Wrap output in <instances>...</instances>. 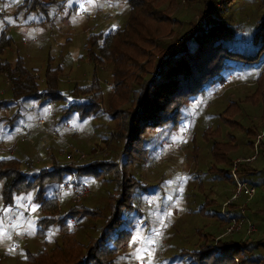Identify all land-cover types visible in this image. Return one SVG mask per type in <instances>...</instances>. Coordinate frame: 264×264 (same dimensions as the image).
<instances>
[{"label": "rangeland", "instance_id": "obj_1", "mask_svg": "<svg viewBox=\"0 0 264 264\" xmlns=\"http://www.w3.org/2000/svg\"><path fill=\"white\" fill-rule=\"evenodd\" d=\"M165 2L158 1L159 4ZM214 2L219 16L229 24L236 25V20L241 21L245 35L255 29L253 18L257 11H264L260 6L264 0ZM39 3L46 7L41 9ZM199 9L197 0H176V4L171 0L167 7L171 20L182 21L192 17L196 19ZM126 13L124 0H0V39L1 43L8 40L0 51L1 63L9 64L12 69L19 59L36 84L35 92L45 91L50 80L62 95L61 99L46 102L28 98L25 94L13 96L5 75L4 67L7 65H0L3 71L0 72V132L10 131L8 138L1 139L0 146L6 154H12L19 160L20 172L30 170L31 175L21 181L18 188H12L8 200L1 191L5 177L0 178L1 264H41L42 260L47 264L57 262V259H27V254H49V245H43V236L37 233V219L42 214H37L39 203H34L33 198L39 192L40 184L51 182L52 186L57 175H61L49 171L52 161L69 165L82 164L90 159L114 163L99 176L86 181L89 193L82 199V204L89 213L80 221L83 227L78 230L83 244L87 243L86 237L94 236L93 231H97L95 238H100L105 213L109 211L110 195L118 190L125 192L123 184L126 177L134 179L126 189L129 196L124 202L126 205L120 207L121 221L116 226V234L124 230L129 234L124 238L120 256L110 264H193L196 262H193L196 246L201 245L208 234L221 232L212 225V221L217 223L212 210H219L222 199L228 196L231 177L221 176L220 169L226 170L227 166L215 161L218 158L215 153L226 149L227 144L238 148L239 154L247 150L246 143L252 134L246 130L252 129L250 122L257 121L258 110L248 103L242 105L240 109L245 110L247 117L242 113L243 119L237 125H232V119L226 118L225 113L236 109L230 101L237 99L235 103L238 105L247 92L255 90L256 86L247 81H254L261 71L255 69L252 73L250 68H245V72H239V65L233 64L218 76L226 77L223 83L222 79L216 78L195 98L178 101L181 113L175 124L168 121L144 129L137 142L125 153L120 141L122 127L115 128L113 121L109 122L103 116L125 106L132 108L134 80L140 77L142 64L147 59L146 46L142 47L140 40L130 45L109 37L106 47L101 49L104 60H97L94 65L85 45L88 35L94 43L101 42V38L94 35H107L120 25ZM153 27L163 33L169 26L159 23ZM93 52L96 54V49ZM47 76L49 80L45 82ZM227 79L232 82L228 89L224 86ZM75 84L80 87L75 88L72 95L78 99L89 96V102L101 112L100 115H71L76 110L71 108L75 99L69 91ZM259 85L264 88V80ZM230 94L234 96L230 98ZM61 107L65 118L71 116L59 124L63 128L57 127L63 138H60V132L56 138H51L46 134L49 131L45 128L46 123L51 121L53 113L55 118L59 117L56 109ZM38 119L43 123L38 124ZM24 121H28L26 126L22 125ZM257 124L254 123L258 128ZM23 133L26 134L25 139L20 138ZM111 145L114 148L110 151ZM70 148L78 153L66 158L64 151ZM10 164L16 167L14 163ZM5 165L8 167L9 164L6 162ZM253 166L264 171L261 155ZM44 168L49 172L43 173L41 170ZM72 175L77 178L72 173L61 179L67 180ZM249 179L255 184V194L247 206L253 204V209L259 211L255 214L247 211V207L245 210L254 223V232L245 235L241 231L225 236L239 241L264 239V208L257 209L264 206V172L255 173ZM54 196L57 210L71 205V194L55 193ZM134 237L137 238L135 242ZM214 239L212 245L217 242ZM96 248L91 252L92 256L96 255ZM83 253L82 250L81 255ZM253 253L256 254L252 258L254 264H264V247ZM220 259L222 261L216 260L217 264H233L227 260L228 257Z\"/></svg>", "mask_w": 264, "mask_h": 264}, {"label": "trees", "instance_id": "obj_2", "mask_svg": "<svg viewBox=\"0 0 264 264\" xmlns=\"http://www.w3.org/2000/svg\"><path fill=\"white\" fill-rule=\"evenodd\" d=\"M124 1L127 6V13L120 25L116 26L114 30H111L105 36L101 33L95 34V37L101 38V42H97L98 45L88 35L85 45L88 57L94 65L97 60H104L101 49L106 47L105 44L109 37H112L111 40L120 39L123 43L130 45H135L137 40H140L142 47L146 46L147 59L142 64L143 70L140 73V77L138 80H134L133 97L131 98L134 101L132 108L129 109L128 106H125L124 108L114 110L112 114L106 112V117L103 116L109 122L112 120L115 128L122 127L123 133L120 139L122 141V151L128 152L131 146L137 142L144 129L157 127L168 121L175 124V120L181 113L178 101L195 98L206 85H211L216 78L222 79L221 82L223 83L226 77L218 76L237 63L239 69L236 68L239 72H245V68H250L252 73L255 72V69L261 71L260 76L255 77L254 81H247V83L256 86L255 90L247 92L238 105L235 103L237 99L229 100L236 109L225 113L226 118L232 119V125H237L239 120L243 119L242 113L247 117L245 110L241 111L240 109L242 105L248 103L249 106L258 110V118L254 122L258 123V128L253 122H250L252 129L246 130L247 133L252 134V138L247 141V150L244 153L248 152L249 147L252 153L254 138L264 127V88L259 85L261 80H264V11H257L253 18L255 29L249 35H245L241 21L236 20V25L229 24L225 18L219 16V9L215 7L214 0H197L200 3L198 17L196 19L192 17L188 21L176 18H172V21L170 19L167 7L171 0H160V2L166 1L163 4H159V0ZM172 1H175L176 4V0ZM191 1L188 0V2ZM39 6H41V9L46 7L40 3ZM260 6L264 10V2ZM159 23L168 25L167 31L159 33L153 27ZM1 42L2 40L0 39V51L7 45L8 40H5L3 43ZM93 49H96V54L93 52ZM3 64L7 65L4 67L7 71L5 75L9 80L13 96L25 94L28 98L40 99L42 102L62 98V95L56 91L53 81L51 82L48 76L45 80V82L49 80V84H46L47 89L41 93L35 92L36 84L19 59L12 69L9 68V64L1 63L0 59V65ZM146 64L147 67L145 66ZM0 72L3 73L2 70ZM33 77L36 76L33 75ZM77 87L80 86L75 84L73 90L69 91V94L72 95V92ZM225 91L227 92V90ZM72 97L75 100L72 101L71 108L74 107L76 111L71 115L86 117L87 115L94 116L95 113L101 114L97 108L92 107L93 103L89 102V96H82L80 99L73 95ZM226 97L228 98L227 94ZM56 110H59V117L55 118V114L53 113L51 121L46 123L45 128L49 131L57 127L63 128L60 125L71 116L69 115L65 118L62 107ZM33 113L36 114L37 111H33ZM59 132L61 134L59 136L62 139L63 133L60 130ZM0 135L2 139L8 138L10 136L9 129L0 132ZM226 136L229 135L227 134ZM0 141L2 140L0 139ZM226 147V149L219 151V153H215L218 156V158H215V161L221 166H227L226 170L221 168L220 173L221 176L230 178L229 167H231L232 159L229 153L234 150L238 151V148H235L233 144H227ZM111 148L114 147L111 145L110 151ZM70 151L71 148L64 151L66 158H70L73 155ZM92 151L94 152V147H92ZM241 152L243 153V151ZM94 156L96 157V155ZM6 162L9 164L8 167L5 165ZM10 163H14L16 167H13ZM51 163L50 166L52 168L49 171L58 172L61 175H57L52 186L51 182L40 184V190L33 198L34 203H39L37 205V214H42L37 219V233L38 236H43V245H49V254H27V259H57V262L54 264H110L114 262L120 256V251L124 246V238H127L129 234L127 230L116 234V226L118 221H121L119 211L122 206L126 205L124 202L129 196V192L126 189L133 184L134 179L131 176L126 177L123 184V186L125 185L123 188L125 192L118 190L117 192H112L110 195L109 211L105 213L106 219L104 225L101 227L100 238H95L97 237V231H93L94 236L86 237L87 243L83 244L79 240L78 230L80 227H83V223L80 224V221L82 222L85 215L89 213V209L82 204V200L81 203L72 202L71 195V205H68L64 210H57L56 197H53L55 189L53 190V188L56 187L58 181L63 180L61 177L72 173L77 176L79 181L86 183L87 179L92 176H99L100 172H104L108 167L114 166V163L109 161L100 162L96 159H90L82 164L72 163V165L66 163L58 164L54 161ZM251 165L250 161L238 162L236 164L237 174L243 180L247 176L245 181L255 187V184L249 181V176L264 171L263 169L260 171L252 169L253 165ZM18 166L19 160L13 155L6 154L5 157L0 158V178H6H4L1 190L5 200L9 199L12 188H18V184L21 181L31 176L30 170L20 172ZM41 171L43 173L49 172L46 171V168ZM49 188L50 190H47ZM46 191H48L47 194ZM230 193L231 190L228 196H225L221 202L227 199ZM118 196H120L119 199ZM208 201L213 202L214 200ZM236 204L237 202L227 206V209L234 215L237 213L234 208ZM257 209H263V205ZM212 211L214 220H217V223L212 221V225H216L218 230L222 232L226 222L222 219L218 210ZM247 211L256 214L259 210H254L252 204L249 207L247 206ZM69 219L73 223H70ZM41 228L42 232L40 231ZM217 233L208 234V237L204 238L203 243L198 247L196 246V250L194 251L196 259H193V262L194 260L196 262L193 264H217L216 260L222 261L220 258L227 257V260H231L233 264H235L233 257H238V262L241 264H247V262L254 264L255 261L252 258L256 254L253 251H259L260 247H264V239L262 238L239 241V239L228 238L230 236L219 239L212 245L213 238L220 234ZM101 245V249H98ZM211 246H213V249ZM95 248L98 254L96 253V255L92 256L91 252ZM82 250L85 253V255L83 253L84 256L81 255ZM205 257L219 259H206ZM41 264H47V262L42 260Z\"/></svg>", "mask_w": 264, "mask_h": 264}, {"label": "built area", "instance_id": "obj_3", "mask_svg": "<svg viewBox=\"0 0 264 264\" xmlns=\"http://www.w3.org/2000/svg\"><path fill=\"white\" fill-rule=\"evenodd\" d=\"M38 124H42L43 121L38 119ZM58 128H55L51 131H46V134L51 138H56L58 135ZM264 136V128L263 130L256 136L255 142L253 144L256 145L258 140ZM21 139L26 138V134L23 133L20 135ZM72 154L78 153L77 150L70 151ZM11 153V152H10ZM255 157V152L248 158L236 159L232 161V167L230 169V177L232 180V188L230 196L221 204L219 209V214L222 219L226 222V226L222 233H220L217 237H215V241L219 239H223L225 236L232 235L234 233H239L241 231L244 232L245 235H248L255 231L254 223L250 220L249 216L245 213L248 202L255 194V187L248 182L237 177L235 168L236 164L240 161H250ZM56 195L69 193L72 195V202L78 203L83 198H85L89 193V187L85 182L79 181L74 175L67 180H61L57 183ZM235 211L237 212L235 215L227 209L231 203H235ZM70 223H73L71 219H69ZM233 262L235 264H239L237 257H233ZM142 264V263H141ZM153 264V263H151Z\"/></svg>", "mask_w": 264, "mask_h": 264}, {"label": "crops", "instance_id": "obj_4", "mask_svg": "<svg viewBox=\"0 0 264 264\" xmlns=\"http://www.w3.org/2000/svg\"><path fill=\"white\" fill-rule=\"evenodd\" d=\"M251 80V79H250ZM249 80V81H250ZM228 83V84H227ZM230 83H232V82H230V81H228V79L225 81V84H224V86L226 85V87H227V89L230 87ZM224 86H220V87H224ZM225 89V88H224ZM226 90V89H225ZM230 96V98H232L233 96H234V94H230L229 95ZM28 124V121H24L23 122V126L25 125H27ZM264 128V127H263ZM263 130V129H262ZM261 132V131H260ZM258 135V134H257ZM256 135V136H257ZM0 139H2V138H0ZM255 139H256V137L254 138V141H253V144H254V142H255ZM253 144H252V146H253ZM5 150H3L1 147H0V158H2L3 156H5L6 155V153L7 152H5ZM245 151H243V154H239L238 153V151H236V150H234V151H231L229 154L231 155V159H232V161L233 160H236V159H238V158H243V157H245V158H248V157H250L251 155H253L254 154V152H255V156L256 157H254L253 159H251L250 160V164H252V165H254V162H255V160L258 158V156L259 155H261L262 156V159L264 160V136H262L259 140H258V142L256 143V145H254V147H252V153H251V149H250V147L248 148V152L247 153H244ZM256 153H258L257 155H256ZM14 154V153H13ZM245 154V155H244ZM8 155H12V154H8ZM246 156H248V157H246ZM249 162V161H248ZM251 165V166H252ZM231 167H232V164H231ZM252 169H255V170H259L260 171V167L259 166H257V167H255L254 168V166H252L251 167ZM229 172H230V170H229ZM236 175L238 176V174H237V172H236ZM247 177V176H246ZM245 177V179H247ZM245 179H244V181H245ZM243 180V179H242ZM249 181H250V179H249ZM251 182V181H250ZM231 188H232V185H231ZM226 200V199H225ZM224 200V201H225ZM223 201V202H224ZM222 202V203H223ZM221 203V204H222ZM221 207V206H220ZM263 208H264V206H263ZM220 209V208H219ZM218 212H219V210H218ZM252 214V213H251ZM224 222V221H223ZM226 226V225H225ZM222 233V232H221Z\"/></svg>", "mask_w": 264, "mask_h": 264}, {"label": "snow or ice", "instance_id": "obj_5", "mask_svg": "<svg viewBox=\"0 0 264 264\" xmlns=\"http://www.w3.org/2000/svg\"><path fill=\"white\" fill-rule=\"evenodd\" d=\"M136 239H137V238L134 237V238H133V242H135Z\"/></svg>", "mask_w": 264, "mask_h": 264}]
</instances>
